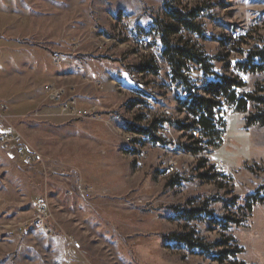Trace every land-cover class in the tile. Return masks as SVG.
Wrapping results in <instances>:
<instances>
[{
	"label": "rangeland",
	"instance_id": "obj_1",
	"mask_svg": "<svg viewBox=\"0 0 264 264\" xmlns=\"http://www.w3.org/2000/svg\"><path fill=\"white\" fill-rule=\"evenodd\" d=\"M167 5L193 10L200 29L180 28L173 44L194 49L214 74L240 80L239 98L264 88V71L240 65L264 47V0H0L7 108L0 127L20 133L40 156L26 163L0 147V264H264V204L246 209L264 184V125L245 124L254 102L240 112L220 99L212 144L179 129L193 120L181 103L186 90L212 76L187 62L188 86L172 80L157 29L173 22ZM232 32L237 39L226 52ZM147 64L156 73L139 70ZM45 85L120 120L61 116ZM129 124L158 140L127 131ZM184 145L202 150L194 155ZM38 197L47 200L56 235L32 225L11 233L34 214ZM193 208L205 216L179 217ZM190 232L212 255H234L219 262L170 238Z\"/></svg>",
	"mask_w": 264,
	"mask_h": 264
},
{
	"label": "trees",
	"instance_id": "obj_2",
	"mask_svg": "<svg viewBox=\"0 0 264 264\" xmlns=\"http://www.w3.org/2000/svg\"><path fill=\"white\" fill-rule=\"evenodd\" d=\"M169 19L173 22L164 24V26L157 28L160 32V41L163 46V56L167 60L170 66L171 78L173 81H179L186 87L187 79L183 76V71L187 72V62H193L197 64L204 74L212 76L209 80H206L204 86L195 88L196 91H192L191 88L186 90V96L181 102L182 107L186 113L190 115L193 120L188 124H181L180 130H189L193 133H199L201 140L207 138L205 144H212V140L216 136H220L217 132V124L214 122L215 110L220 106V99H224L229 104H233V107L240 112H244L249 101L256 104L255 113L246 117V126L264 125V88L258 89V91L251 94H245L241 98L237 96L236 89L243 86V83L236 78H231L223 75H216L211 72V66L206 58L201 57L197 54L194 49L188 48L187 46L175 45L171 42L170 36L177 34L180 28L185 29L189 32L198 34L200 33L199 27L194 23V17L196 16L193 10L188 12H182L177 8L167 5L166 8ZM224 43V42H223ZM258 57V60H255ZM242 69L249 70L252 72H263L264 71V47L258 50L256 53H251L244 62L240 63ZM185 69V70H184ZM141 72L156 70L153 66L143 65L139 68ZM206 77V76H205ZM221 127L224 123L221 121ZM125 129L136 135H146L151 137L152 140H158L153 135L152 130L135 127L131 124L127 125ZM194 137V136H193ZM220 140V138H219ZM196 141L194 144H197ZM184 152L191 154H198L202 148L192 145H184L181 147ZM251 200H247L246 209L252 210L255 203L264 204V184L260 186L253 194L248 196ZM205 216V208H193L190 210H181L179 217L185 221H192L199 217ZM237 223V222H236ZM224 229L227 228V224H222ZM171 240H174L177 244L185 246L187 249L196 250L207 257L216 259L219 262L225 261L229 255H234L233 251H224L219 254H211V246L205 243L200 238H194L193 234H172ZM225 242H219L215 244V247L224 246ZM239 251V250H237Z\"/></svg>",
	"mask_w": 264,
	"mask_h": 264
},
{
	"label": "built area",
	"instance_id": "obj_3",
	"mask_svg": "<svg viewBox=\"0 0 264 264\" xmlns=\"http://www.w3.org/2000/svg\"><path fill=\"white\" fill-rule=\"evenodd\" d=\"M236 39L237 32H232L229 39L223 43V50L226 52L231 51ZM55 60L58 61V56L55 57ZM184 73L187 74L188 72ZM205 84L206 77L201 76L198 80V85L204 86ZM43 91L47 94L49 100L56 104L59 115L61 116L88 118L94 121H101L111 126H116L115 123L120 120L119 114H108L105 116L98 113L94 107H79L76 99L68 95L64 88H54L52 85H45ZM231 106L233 107V104ZM6 109L4 104H0V117H3ZM0 147L6 151V154L10 158H16L26 163L40 160L39 154L28 150L23 136L10 129L0 127ZM170 170L172 171L173 168L170 167ZM33 210L34 214L29 219L18 224L15 228H12L11 233L23 235L29 226L32 225L46 235L55 236L57 228L54 226L53 216L46 198H36L33 201Z\"/></svg>",
	"mask_w": 264,
	"mask_h": 264
}]
</instances>
